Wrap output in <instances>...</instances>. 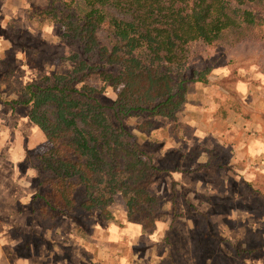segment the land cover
<instances>
[{"label":"rangeland","instance_id":"rangeland-1","mask_svg":"<svg viewBox=\"0 0 264 264\" xmlns=\"http://www.w3.org/2000/svg\"><path fill=\"white\" fill-rule=\"evenodd\" d=\"M66 1L0 0V264H235L233 248L241 247H258L245 261L264 264V160L256 156L264 133L252 140L264 131V75L254 67L239 72L225 94L215 77L227 69L217 67L207 84H191L168 118L127 119L167 170L149 187L163 215L154 227L130 220L121 195L107 207L109 216L80 208L81 186L73 213L31 218L30 159L50 144L24 108L5 110L1 100L19 98L43 77L68 74V48L60 42ZM249 81L260 88L254 96ZM84 84L101 90L107 103L117 98L99 76Z\"/></svg>","mask_w":264,"mask_h":264},{"label":"trees","instance_id":"trees-1","mask_svg":"<svg viewBox=\"0 0 264 264\" xmlns=\"http://www.w3.org/2000/svg\"><path fill=\"white\" fill-rule=\"evenodd\" d=\"M61 14L68 74L43 77L19 98L1 100L5 110L24 108L50 144L30 159L31 218L73 213L81 186L80 208L109 216L107 207L121 195L130 220L154 227L163 215L149 187L167 170L127 119L170 117L191 84H207L217 67L227 69L219 81L226 91L239 72L254 67L264 75V0H71ZM92 76L118 91L114 102L84 84ZM258 250L233 248L235 264H248L246 256Z\"/></svg>","mask_w":264,"mask_h":264},{"label":"crops","instance_id":"crops-1","mask_svg":"<svg viewBox=\"0 0 264 264\" xmlns=\"http://www.w3.org/2000/svg\"><path fill=\"white\" fill-rule=\"evenodd\" d=\"M225 75H226V73H222L221 74V76H219L218 78L217 77H215L216 79H218L219 81L220 80H223L224 78H225ZM212 78H214L213 76H211ZM258 82V81H257ZM237 83V85H238V83L239 82H236ZM249 84H250V86H252L251 87V89H250V93L252 94V96H254L255 94H257L258 93V90L260 89V88H258L257 86H254V85H257V84H255V83H253V82H251V81H249ZM221 91H223V93L225 94V93H227L226 92V90H224V89H222L221 88ZM237 94H238V91H237ZM256 102V101H255ZM249 107V106H248ZM250 108V107H249ZM255 108H257L256 106L254 107V109ZM264 133V131H262V130H256L255 132H254V135L255 136H253L252 138V140L254 141V140H258V138L259 137H262V134ZM264 151L263 150H261V151H259V153H258V155H256V156H258V159H260V158H262L263 160H264V153H263Z\"/></svg>","mask_w":264,"mask_h":264}]
</instances>
